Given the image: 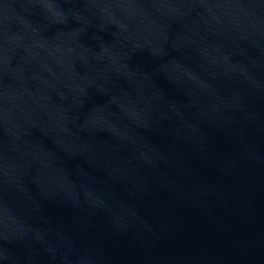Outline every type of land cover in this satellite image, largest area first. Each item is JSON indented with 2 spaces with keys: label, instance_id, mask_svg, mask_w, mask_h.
I'll return each mask as SVG.
<instances>
[{
  "label": "water",
  "instance_id": "water-1",
  "mask_svg": "<svg viewBox=\"0 0 264 264\" xmlns=\"http://www.w3.org/2000/svg\"><path fill=\"white\" fill-rule=\"evenodd\" d=\"M0 264H264V0H0Z\"/></svg>",
  "mask_w": 264,
  "mask_h": 264
}]
</instances>
